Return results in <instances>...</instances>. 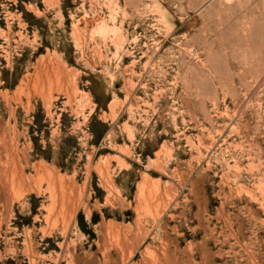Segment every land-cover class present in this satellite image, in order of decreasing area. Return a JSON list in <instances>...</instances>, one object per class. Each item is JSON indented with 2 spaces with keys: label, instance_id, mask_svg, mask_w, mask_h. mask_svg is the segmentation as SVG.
Masks as SVG:
<instances>
[{
  "label": "rangeland",
  "instance_id": "374dc122",
  "mask_svg": "<svg viewBox=\"0 0 264 264\" xmlns=\"http://www.w3.org/2000/svg\"><path fill=\"white\" fill-rule=\"evenodd\" d=\"M0 54V264H264V0H0Z\"/></svg>",
  "mask_w": 264,
  "mask_h": 264
},
{
  "label": "bare ground",
  "instance_id": "6f19581e",
  "mask_svg": "<svg viewBox=\"0 0 264 264\" xmlns=\"http://www.w3.org/2000/svg\"><path fill=\"white\" fill-rule=\"evenodd\" d=\"M30 13L34 14L35 15V12L34 11H30ZM54 54V53H53ZM5 55V54H4ZM54 56V55H53ZM0 57H3L4 61H6V56H3L2 54H0ZM58 57H48L44 60H41L40 62H38V70L35 74V78H34V84H35V87H38L40 89V91L44 92L45 90L48 92V94H52V92L54 91H59L61 89V87L63 86V73L61 71V68H60V64H59V60L57 59ZM9 60V59H8ZM10 62V61H9ZM67 78V77H66ZM65 78V80H66ZM20 82H22V79H20ZM63 89V87H62ZM45 91V92H46ZM44 92V93H45ZM62 92V91H61ZM110 105V104H108ZM13 153V152H12ZM13 155V154H11ZM16 154L14 153V156ZM16 157V156H15ZM12 159V158H11ZM16 159V158H15ZM14 160V159H13ZM16 161L18 162V158L16 159ZM20 162V161H19ZM18 162V164H19ZM12 163V162H10ZM15 162H13L14 164ZM12 164V165H13ZM12 165H11V168H12ZM16 165V164H15ZM122 165V164H121ZM14 167V166H13ZM17 167V165L15 166ZM19 168V167H18ZM17 168V170H19ZM102 170V169H101ZM18 172V171H17ZM16 172V173H17ZM12 173V172H11ZM21 173L23 174V172L21 171ZM20 173V174H21ZM10 174V173H9ZM18 174V173H17ZM13 176V174H12ZM17 176V175H16ZM22 176V175H21ZM19 176V177H21ZM24 176V175H23ZM20 179V178H19ZM23 179L25 180V178L23 177ZM17 180H15L16 182ZM6 182V181H5ZM11 182V181H10ZM14 182V183H15ZM22 182V181H21ZM0 184H3V182H0ZM16 184V183H15ZM14 184V185H15ZM10 185V184H9ZM3 186V185H1ZM20 186V185H19ZM4 188L5 187H8V184L7 186L4 184L3 186ZM1 188V187H0ZM3 188V189H4ZM8 190V189H7ZM140 191V190H139ZM142 191V190H141Z\"/></svg>",
  "mask_w": 264,
  "mask_h": 264
}]
</instances>
